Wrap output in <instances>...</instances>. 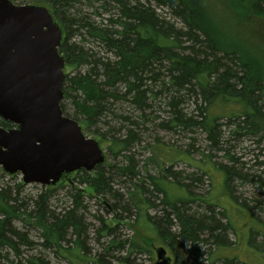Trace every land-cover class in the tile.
<instances>
[{"label": "rangeland", "instance_id": "rangeland-1", "mask_svg": "<svg viewBox=\"0 0 264 264\" xmlns=\"http://www.w3.org/2000/svg\"><path fill=\"white\" fill-rule=\"evenodd\" d=\"M199 1L216 43L250 57L256 73L264 80V16L257 17L245 7L253 0ZM12 2L47 7L64 35L72 19L84 16L95 24H106L111 12H114H103L101 8L97 9V1L89 4L88 0L72 1L63 10L58 9L52 0ZM151 5L176 30L185 29L168 8L155 3ZM261 5L264 8V4ZM67 38L68 44L79 46L88 57L86 62L70 63L68 53L60 52L65 59L64 97L60 107L63 115L79 123L86 137L98 140L105 153V161L92 171L80 169L73 172L69 180L57 186L34 182L25 184L20 172L7 174L0 167V220L8 222L0 236V264H74V259L62 252L74 247L77 238L73 230L69 227L64 231L61 246L57 248L45 240L42 225L53 223L55 217L62 219L71 211L80 219L83 229L81 253L90 258L104 253L110 264H150L156 260L154 249L159 246L171 258V264H208L211 258L219 263L226 257L245 259L249 264H264V165L255 162L258 152L256 138L250 135L236 137L232 133L238 122L240 106L228 103L209 105L198 93L184 94L179 107L195 122L172 124L169 121H173L174 114L168 105L167 94L156 93L162 89L160 81L164 75H160L157 81L144 78L141 89L151 90L143 97L144 105H138L133 92L124 95L126 84L124 80H119L113 85L101 86L104 91L113 92L116 96L107 95L100 111L98 109L94 114L93 109L86 115L72 101L75 100L78 107L83 103L90 106L91 102L84 101L86 96L82 90L70 86L69 78L90 74L91 78L102 83L106 75L97 63L114 61V51H106L103 44L87 36L83 38L74 33ZM178 41L179 46L174 51L181 55L189 53L190 49L186 47L191 45L190 40L180 37ZM218 54L222 57V52ZM161 70L164 71L160 68L154 73ZM164 79L167 81L166 77ZM261 98L264 104V91ZM199 108H203L201 116ZM208 117L217 118L219 124L221 140L216 147L210 144L202 126L196 124L208 120ZM126 137L129 139L127 150L119 151L116 147L109 150L115 140ZM157 148L166 155L163 156L164 163L157 157ZM128 165L133 167V173L125 170ZM225 166L234 167L244 177L231 178L227 183ZM83 170L93 178L98 177L97 173L101 174L106 186L99 191L94 189L83 179ZM134 184L142 185L147 191L142 195L148 198V223H143L145 218H139L138 209L132 204L130 193ZM41 205L44 219L40 222L37 213ZM178 209L192 219L213 217L220 225H225L227 228L224 230L215 229L216 233H223L225 242H214L208 231L202 229L195 241L177 238L176 247L161 235V229L175 234L180 232L181 226L175 216ZM167 218L171 219V223L167 222ZM206 221L209 222V219ZM104 225L110 227L109 232ZM154 226H160V230H155ZM13 231L24 238L20 239ZM112 237L125 244L104 251V245ZM132 240L142 245H139L141 251H129L128 245ZM126 256L128 260L123 259Z\"/></svg>", "mask_w": 264, "mask_h": 264}, {"label": "trees", "instance_id": "trees-1", "mask_svg": "<svg viewBox=\"0 0 264 264\" xmlns=\"http://www.w3.org/2000/svg\"><path fill=\"white\" fill-rule=\"evenodd\" d=\"M72 1L76 0H52L53 4L62 10ZM88 1L89 4L97 1L99 4L97 9L101 8L103 12L113 10L114 12H111V16L107 18L106 24H95L84 16L79 17L78 20L72 19L69 21V27L65 35L63 34L62 36L58 50L59 52L68 53L67 60L70 63L80 64L86 62L88 57L87 52H83L75 44H68L67 37L70 34L76 33L81 37L83 36V38L87 36L88 39H93L99 44H103L106 51H114L115 60L100 63L95 61V63L102 66L103 72L106 75V79L102 83L98 82L95 78H91L90 74L76 75L69 78L70 86H73V89L82 90L86 96L84 101L91 102L90 106L83 103L78 107V103L73 100V104L78 109L84 114L86 113V115L94 109V114H96L98 109L99 111L102 109L101 103L107 95L116 96L113 92L104 91L101 86L107 84L113 85L119 80L125 81L126 91L124 95L133 92L135 96L134 100L139 106H142L144 105L143 97L145 93L151 92L147 88L141 89L144 80L152 79L157 81L160 75H164L160 81L162 89L156 91V93L165 92L169 98L168 105L172 108L174 114L173 121L169 122L177 125L195 122L191 117H187L182 113L179 107L184 94L191 95L198 93L209 105L213 103L238 104L240 106V114L237 116L238 122L234 126L232 133L236 137L243 135L255 137L258 150L255 162L259 165H264V104L261 98L264 91V80L259 73H256L257 71L250 57L244 56L236 49L222 48L216 43L217 41L209 26L207 15L203 14L204 10L199 0ZM152 3H155L159 7L168 8L173 16L180 19L185 29L176 30L174 26L165 22V19L151 5ZM262 3L264 4V0H253L251 4L245 5V7L247 10L251 9L250 11L255 13L257 17H263L264 8H262ZM93 12L97 15L101 14L97 11ZM180 37H186L191 42V45L186 47L190 49L187 54L181 55L174 51V48L179 46L178 40ZM200 46H203V49H200ZM219 52H222V57L218 56ZM160 68L164 69V71L161 70L163 72L157 71V73H154L155 70ZM164 77H166L167 81H164ZM199 109V116H201L203 108ZM196 124L202 126L213 147L220 144L221 132L217 118L208 117V120L204 119L203 121L196 122ZM0 125L3 127L11 126L9 122H4L1 119ZM162 125L165 124L162 123ZM127 138L119 141L115 140L109 150H112L114 147L119 151L127 150V142L129 140ZM158 151L154 152L164 163L163 156L166 155L160 153V150ZM230 158L233 161V157ZM223 169L226 171L227 183L231 178L243 176L232 166H225ZM125 170L133 173V167L130 165L126 166ZM97 175L98 177L96 178L90 177L83 170V179L89 184L91 183L90 185L99 191L100 188L106 186V183L101 174L97 173ZM153 185L157 190L159 189L156 184ZM160 189L162 190L161 187ZM145 192L147 191L142 185L134 184V189L130 193V196L132 204L138 209L139 218L144 217L143 223H148L150 222L146 218V211L149 208L148 198L142 195ZM75 201L78 203L77 198ZM9 209L14 213L12 207L9 206ZM1 210L9 213L5 208H1ZM177 211L175 216L181 226L180 232L175 234L161 229V235L175 246L178 245L177 238L185 237L191 241H195L198 239V233L202 229L208 231L214 242H225L223 233H216L215 229L224 230L227 227L220 225L213 217H208L209 222H207L206 220L208 219L205 217L192 219L183 213L181 214L179 209ZM37 215L39 216L38 221L41 222V219H44L42 205L39 207ZM167 222L171 223V219L167 218ZM7 224L6 219L0 220V236L3 234ZM42 225L44 226L43 235L45 240L49 244L52 242V245H56L57 248L61 246L60 240L64 236V231L69 227L73 230L77 238L75 239L74 247L62 252L71 256L74 259L72 260L74 264H78V262L86 264H110L108 256L104 253H99L91 258L81 253L83 252V242L80 240V236L83 229L81 228L80 219L73 211L67 213L62 219L55 217L53 223H48L47 225L42 223ZM104 227L106 232H109L110 227L108 225H104ZM159 227L154 226L153 228L160 230ZM13 233L20 239L24 238L19 232L13 231ZM140 238L144 239V236L140 235ZM124 244L125 242H119L112 237L104 245L103 250L108 252L111 248L123 247ZM137 244L136 241H130L128 245L129 251L131 252L133 249L141 251L140 244ZM123 259L128 260V256ZM211 259L208 264H249L247 260L236 259L235 257L223 258L219 263Z\"/></svg>", "mask_w": 264, "mask_h": 264}, {"label": "water", "instance_id": "water-1", "mask_svg": "<svg viewBox=\"0 0 264 264\" xmlns=\"http://www.w3.org/2000/svg\"><path fill=\"white\" fill-rule=\"evenodd\" d=\"M62 36L47 7L0 0V119L11 124L0 125V167L25 184L59 185L105 161L99 142L62 113ZM154 251L150 264H171L163 247Z\"/></svg>", "mask_w": 264, "mask_h": 264}, {"label": "bare ground", "instance_id": "bare-ground-1", "mask_svg": "<svg viewBox=\"0 0 264 264\" xmlns=\"http://www.w3.org/2000/svg\"><path fill=\"white\" fill-rule=\"evenodd\" d=\"M66 116V115H65ZM77 122V121H76ZM78 123V122H77ZM78 125H79V123H78ZM80 126V125H79ZM81 127V126H80ZM82 129V128H81Z\"/></svg>", "mask_w": 264, "mask_h": 264}, {"label": "flooded vegetation", "instance_id": "flooded-vegetation-1", "mask_svg": "<svg viewBox=\"0 0 264 264\" xmlns=\"http://www.w3.org/2000/svg\"><path fill=\"white\" fill-rule=\"evenodd\" d=\"M63 34H64V32H63Z\"/></svg>", "mask_w": 264, "mask_h": 264}]
</instances>
